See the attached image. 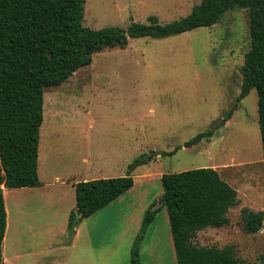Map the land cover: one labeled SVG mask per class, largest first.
Instances as JSON below:
<instances>
[{"label":"rangeland","instance_id":"374dc122","mask_svg":"<svg viewBox=\"0 0 264 264\" xmlns=\"http://www.w3.org/2000/svg\"><path fill=\"white\" fill-rule=\"evenodd\" d=\"M200 2L87 0L83 24L127 29L132 22L149 23L151 16L165 24L187 16ZM250 47L249 11L235 8L211 27L165 38H132L126 48L99 52L90 65L44 91L41 180L58 177L79 182L87 176L88 180L124 176L136 159L153 160L132 171L136 185L123 201L92 218L94 244L106 247L102 263L130 264L126 245L154 200L160 203L162 174L215 166L238 190V203L230 209L229 225L199 231L194 243L232 245L240 264H264V226L246 233L242 215L243 208L264 212L257 91L253 89L225 120L241 92V67ZM209 131L211 138L183 146ZM107 171L112 175H100ZM147 172L152 176L142 179ZM166 215V209L157 213L144 234L143 264H177ZM125 228L129 231L122 233Z\"/></svg>","mask_w":264,"mask_h":264},{"label":"trees","instance_id":"16d2710c","mask_svg":"<svg viewBox=\"0 0 264 264\" xmlns=\"http://www.w3.org/2000/svg\"><path fill=\"white\" fill-rule=\"evenodd\" d=\"M86 1L0 0V264H4L7 228L4 187L41 184L38 164L44 91L60 86L80 68L90 65L95 54L126 48L132 38H165L211 27L227 11L247 9L251 47L241 67V92L225 120L255 89L264 156V0H201L179 20L163 24L151 16L149 23L132 22L127 29L84 26ZM212 136V131L200 133L183 146L191 147ZM148 162L150 158L142 156L129 165L124 176L78 182L76 209L69 216L70 232L130 190L135 184L132 171ZM161 181V203L153 202L144 213L132 246L131 264H141L144 234L163 208L169 215L177 264H240L232 245L219 248L194 243L199 231L229 225L228 214L238 203V191L213 167L164 173ZM242 215L246 233L258 232L264 226L263 211L243 208Z\"/></svg>","mask_w":264,"mask_h":264},{"label":"crops","instance_id":"0c3cea01","mask_svg":"<svg viewBox=\"0 0 264 264\" xmlns=\"http://www.w3.org/2000/svg\"><path fill=\"white\" fill-rule=\"evenodd\" d=\"M150 162H153V160ZM212 167L217 169L215 166ZM100 175L107 177V175L112 174L108 172L106 174L101 173ZM149 176H152V174L147 172L144 173L141 178L149 179ZM89 177L90 176L85 177L83 181L88 180ZM108 177L110 178L113 176ZM60 179L61 178L58 177L54 179L47 178V181L40 179L41 184L35 187H4L5 205L7 210V228L3 242L4 264H109V262L102 263L101 254L106 249L105 245H100L99 243L94 244L91 235V226L94 225V219L92 218H96L100 210L78 223L74 232L71 233L69 230V216L70 213L76 209V184L78 182H71L69 180L70 178H63V180ZM135 185L136 180L134 186L126 193L130 192ZM126 193L107 206H113L117 201H123L122 198H124L123 196ZM8 198L9 201L13 203H9ZM149 200L150 199L145 202V205L149 203ZM155 201L156 200H154V202ZM159 202L161 203V198ZM12 204L15 208L14 211L12 210ZM11 211L16 214L13 216L14 213L12 212L11 214ZM77 213L79 214L78 211ZM166 216H168L166 218L169 220L168 212ZM12 217L16 218L13 219ZM10 218L11 220H9ZM132 219L133 216L131 217V220ZM11 221H14L15 223L13 222L11 225ZM140 228L141 225L135 236L130 235L128 245H126L125 254L127 258L129 256L130 264L132 246L135 238L140 232ZM13 231L14 234H12ZM127 231L129 230L125 228L122 230V233H127ZM171 240V242H173L172 233ZM171 244H173L171 246H174V243ZM112 249H114V247ZM109 251L110 252L108 253H111V250ZM140 254L142 257V246H140ZM8 256H13L14 258H9ZM10 259H13V261ZM107 260H109V258ZM141 264H143L142 259Z\"/></svg>","mask_w":264,"mask_h":264},{"label":"bare ground","instance_id":"6f19581e","mask_svg":"<svg viewBox=\"0 0 264 264\" xmlns=\"http://www.w3.org/2000/svg\"><path fill=\"white\" fill-rule=\"evenodd\" d=\"M8 202H9V203H13V202L9 201V198H8ZM11 206H12V210L14 211L15 208H14L13 204H12ZM13 208H14V209H13ZM24 209H25V208H24ZM25 210H26V209H25ZM13 211H11V214H12ZM15 212H16V211H15ZM13 213H14V212H13ZM11 214H10V215H11ZM15 214H16V213H14L13 216H14ZM23 214H24V213H23ZM23 214H22V215H23ZM9 217H11V216H9ZM12 218H13V217H12ZM14 218H16V217H14ZM14 218H13V219H14ZM9 220H11V218H10ZM15 220H16V219H15ZM15 220H14V221H15ZM14 221H11L10 224L12 225V223H13ZM14 223H15V222H14ZM12 227H13V226H12ZM14 227H15V224H14ZM9 229H10V227H9ZM14 229H15V228H14ZM11 230H12V228H11ZM14 231H16V230H14ZM14 231H13L12 234H14ZM15 233H16V232H15ZM8 234H9V233H8ZM9 235H11V234H9ZM6 243H7V242H6ZM10 245H11V244H10ZM7 248H8V244H7ZM7 250H8V249H7ZM8 252H9V250H8ZM7 255H9V254H7ZM10 255H12V254H10ZM8 257H9V258H10V257L12 258L13 256H8ZM13 258H14V257H13ZM10 260L13 261V259H10ZM8 264H10V263H8Z\"/></svg>","mask_w":264,"mask_h":264}]
</instances>
